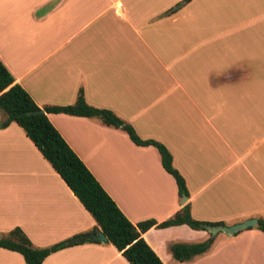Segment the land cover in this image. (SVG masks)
Masks as SVG:
<instances>
[{"label":"crops","instance_id":"1","mask_svg":"<svg viewBox=\"0 0 264 264\" xmlns=\"http://www.w3.org/2000/svg\"><path fill=\"white\" fill-rule=\"evenodd\" d=\"M0 63L38 107L70 104L80 90L164 146L184 203L152 146L95 118L45 113L130 223L160 222L185 203L195 220L264 219V0H0ZM13 227L38 248L100 231L9 122L0 128V236ZM140 237L162 264H264L256 225L217 232L182 262L169 245L206 231L152 226ZM0 264L24 261L0 247ZM39 264L128 263L107 241L85 240Z\"/></svg>","mask_w":264,"mask_h":264},{"label":"trees","instance_id":"2","mask_svg":"<svg viewBox=\"0 0 264 264\" xmlns=\"http://www.w3.org/2000/svg\"><path fill=\"white\" fill-rule=\"evenodd\" d=\"M49 112L95 118L106 126L123 131L135 145L152 146L158 153L160 166L173 179L179 197L187 195L182 177L172 166L170 154L164 146L151 139L139 138L129 124L109 110L86 104L80 90L77 91L74 101L70 104L38 107L29 95L13 82L12 76L0 63V114H2L0 128L9 122H14L20 127L42 158L89 213L98 229L105 236L106 241L120 252L128 264H162L140 237L141 232L152 226L161 228L185 224L191 229L206 231L209 227L221 225V222L191 218L187 203L160 222L147 218L134 224L130 223L47 120L45 113ZM256 228L264 233L263 218H256ZM82 235L77 234L38 248L30 244L25 234L18 227H13L0 236V247L19 253L24 264H39L46 255L55 250L85 241L78 240ZM212 238L213 235L207 232V237L200 242H174L169 245L168 250L174 260L187 261L206 251L212 242ZM86 241L97 242L87 239Z\"/></svg>","mask_w":264,"mask_h":264},{"label":"water","instance_id":"3","mask_svg":"<svg viewBox=\"0 0 264 264\" xmlns=\"http://www.w3.org/2000/svg\"><path fill=\"white\" fill-rule=\"evenodd\" d=\"M40 111V110H38ZM185 200V196L182 195L180 197V203H184ZM256 225V220L254 218H246L242 221L230 224V225H216V226H212L206 229V231L208 233H210L211 235L217 233V232H221L224 233L226 235H231L234 232L240 230V229H244L246 227H251V226H255ZM93 240V241H97V242H106V238L103 235V233L101 231H95L92 233H86L83 234L80 238H78V240Z\"/></svg>","mask_w":264,"mask_h":264}]
</instances>
